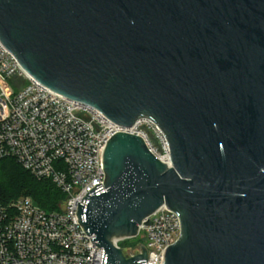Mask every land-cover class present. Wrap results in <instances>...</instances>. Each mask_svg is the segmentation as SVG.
I'll list each match as a JSON object with an SVG mask.
<instances>
[{
	"label": "water",
	"instance_id": "95a60500",
	"mask_svg": "<svg viewBox=\"0 0 264 264\" xmlns=\"http://www.w3.org/2000/svg\"><path fill=\"white\" fill-rule=\"evenodd\" d=\"M0 41L44 87L132 127L107 143L78 222L105 251L166 206L181 237L164 264H264V0H0Z\"/></svg>",
	"mask_w": 264,
	"mask_h": 264
},
{
	"label": "built area",
	"instance_id": "2783aa9c",
	"mask_svg": "<svg viewBox=\"0 0 264 264\" xmlns=\"http://www.w3.org/2000/svg\"><path fill=\"white\" fill-rule=\"evenodd\" d=\"M117 133L142 137L154 155L170 164L167 139L153 121L122 127L53 92L32 78L0 41V162L15 159L66 197L57 212L43 210L31 197L9 204L0 197V264H102L105 251L91 241L77 212L85 196L104 183L102 157ZM140 237L147 264H164L167 248L181 237L179 215L162 207L139 226ZM130 240L115 244L121 248ZM123 253L131 258L144 251L139 246Z\"/></svg>",
	"mask_w": 264,
	"mask_h": 264
},
{
	"label": "trees",
	"instance_id": "16d2710c",
	"mask_svg": "<svg viewBox=\"0 0 264 264\" xmlns=\"http://www.w3.org/2000/svg\"><path fill=\"white\" fill-rule=\"evenodd\" d=\"M0 197L4 204L21 197H31L47 212L59 211L66 198L51 181L34 178L15 159L0 162ZM125 245L129 244L123 243L121 247L124 248Z\"/></svg>",
	"mask_w": 264,
	"mask_h": 264
},
{
	"label": "rangeland",
	"instance_id": "374dc122",
	"mask_svg": "<svg viewBox=\"0 0 264 264\" xmlns=\"http://www.w3.org/2000/svg\"><path fill=\"white\" fill-rule=\"evenodd\" d=\"M125 243H128L129 245H125L124 248L121 247L123 250H125V251H128V250L129 251L130 250L135 251L141 244H143V240H142V237H140V238L132 239V240H130L128 242H125ZM133 244L134 245L136 244V246H134Z\"/></svg>",
	"mask_w": 264,
	"mask_h": 264
},
{
	"label": "bare ground",
	"instance_id": "6f19581e",
	"mask_svg": "<svg viewBox=\"0 0 264 264\" xmlns=\"http://www.w3.org/2000/svg\"><path fill=\"white\" fill-rule=\"evenodd\" d=\"M117 239H114L113 241L115 242Z\"/></svg>",
	"mask_w": 264,
	"mask_h": 264
}]
</instances>
